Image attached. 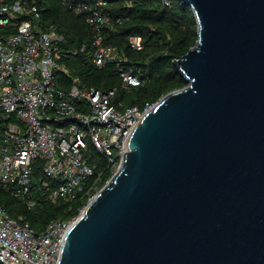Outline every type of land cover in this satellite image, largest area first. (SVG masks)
I'll return each mask as SVG.
<instances>
[{
	"label": "water",
	"instance_id": "water-1",
	"mask_svg": "<svg viewBox=\"0 0 264 264\" xmlns=\"http://www.w3.org/2000/svg\"><path fill=\"white\" fill-rule=\"evenodd\" d=\"M188 84L136 125L57 264H264V0H186Z\"/></svg>",
	"mask_w": 264,
	"mask_h": 264
},
{
	"label": "built area",
	"instance_id": "built-area-1",
	"mask_svg": "<svg viewBox=\"0 0 264 264\" xmlns=\"http://www.w3.org/2000/svg\"><path fill=\"white\" fill-rule=\"evenodd\" d=\"M62 1L94 28L93 62L98 67L116 62L126 90L141 85L140 75L123 66L125 53L104 41L106 28L115 22L108 1ZM41 15L28 0H0V27H16L0 38V124L6 126L0 137V183L35 205L28 197L40 163L44 194L54 203L87 198L81 215L104 186L105 171L114 175L119 170L130 134L156 104L127 106L118 100L117 88L61 87L56 73L67 40L57 29L39 24ZM144 42L141 35L129 37L134 50H142ZM95 151L105 158V170L91 163ZM78 217L52 219L37 233L25 216L12 217L0 205V264H57Z\"/></svg>",
	"mask_w": 264,
	"mask_h": 264
},
{
	"label": "trees",
	"instance_id": "trees-1",
	"mask_svg": "<svg viewBox=\"0 0 264 264\" xmlns=\"http://www.w3.org/2000/svg\"><path fill=\"white\" fill-rule=\"evenodd\" d=\"M12 0H5L9 2ZM37 5L42 13L39 24L44 28L53 27L66 37L62 69L57 81L61 87L70 89L75 83L96 87L101 90L118 89V100L127 106L156 104L171 91L185 87L188 82L174 60L182 58L198 39V24L191 6L186 0H107L115 22L106 28L104 41L115 45L125 53L127 61L123 66L138 73L143 80L139 86L129 90L123 88L122 80L116 73V62L98 67L92 60L95 50V30L83 16L72 12L62 0H28ZM26 17V16H25ZM16 32V27H0V38ZM131 35H141L145 44L142 50H134ZM135 93V96L132 94ZM6 126L0 124V137ZM91 163L97 171L105 170L106 160L99 153L92 152ZM112 174L105 171L102 186ZM42 167L36 165L32 183V197L35 205H28L27 198L13 194L0 183V205L12 217H26L37 233L44 231L52 219L73 218L80 215L87 198L79 196L67 202L54 203L42 191Z\"/></svg>",
	"mask_w": 264,
	"mask_h": 264
},
{
	"label": "rangeland",
	"instance_id": "rangeland-1",
	"mask_svg": "<svg viewBox=\"0 0 264 264\" xmlns=\"http://www.w3.org/2000/svg\"><path fill=\"white\" fill-rule=\"evenodd\" d=\"M132 96H135V93H133Z\"/></svg>",
	"mask_w": 264,
	"mask_h": 264
}]
</instances>
